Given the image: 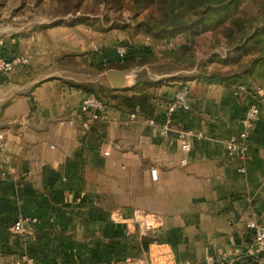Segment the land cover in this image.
Here are the masks:
<instances>
[{"label": "crops", "instance_id": "1", "mask_svg": "<svg viewBox=\"0 0 264 264\" xmlns=\"http://www.w3.org/2000/svg\"><path fill=\"white\" fill-rule=\"evenodd\" d=\"M9 29L0 27L2 53L27 62L0 74V264H206L208 249L216 264H264L246 226L264 223V104L242 159L226 141L255 96L237 84L187 81L191 107L165 135L142 118L86 131L77 71L116 59V49L86 53L93 42L63 26ZM182 85L157 93L170 99ZM183 130L192 132L187 153ZM138 208L163 218L160 234L114 219Z\"/></svg>", "mask_w": 264, "mask_h": 264}, {"label": "trees", "instance_id": "2", "mask_svg": "<svg viewBox=\"0 0 264 264\" xmlns=\"http://www.w3.org/2000/svg\"><path fill=\"white\" fill-rule=\"evenodd\" d=\"M40 0H35L39 2ZM60 13H76L82 8L86 0H55ZM98 5L101 0H95ZM112 8L123 10L125 8L143 12L137 16L142 28L161 35L183 30H190L192 35L199 32L214 31L215 41L211 48L220 45L227 48L226 57L218 53L210 56L209 62L202 64L204 71L197 75H186L173 72L168 78L160 80H139L134 88L115 89L97 83H74L88 93L100 98L114 114V111L136 112L139 118L161 120L163 114L160 109L165 107V102L158 95V88L163 84L183 79L184 84L188 80L204 81L209 83H221L226 85L237 84L246 88V92L254 95L258 101L264 104V0H104ZM199 31V32H198ZM146 51H151L150 47ZM192 47L168 48L166 58L172 59V63L179 66L181 63H197L192 58ZM184 54V55H183ZM186 56V57H185ZM194 57V54H193ZM220 63L216 69H208L209 63ZM145 64L154 67L152 60L137 62L130 59L128 51L125 60L109 68L125 69L132 66ZM107 65V64H105ZM199 65V64H198ZM201 65L197 66L198 68ZM102 67V68H101ZM225 69V70H224ZM239 83V84H238ZM190 87V86H189ZM263 90V94L259 90ZM160 97V99H159ZM177 116V115H176ZM175 116V117H176ZM99 123L92 124L91 129ZM155 231L154 235L161 233ZM147 242L157 241V237L146 239Z\"/></svg>", "mask_w": 264, "mask_h": 264}, {"label": "rangeland", "instance_id": "3", "mask_svg": "<svg viewBox=\"0 0 264 264\" xmlns=\"http://www.w3.org/2000/svg\"><path fill=\"white\" fill-rule=\"evenodd\" d=\"M59 11V5L55 0H40L38 3L35 0H0V27L10 28V32L14 34H23L63 26L68 28L70 34H79L88 42H93L86 53L91 51L101 56L108 50L112 52L116 49V59L108 63H88L89 65H86L82 72L77 71L78 80L88 83L109 85L106 74L108 69H101L100 72L99 68L100 66L108 68L123 62L125 56H121L118 52V48L123 46L127 49L131 60L137 62L152 60L154 63V67L145 64L130 67L134 68L137 81L160 80L178 71L190 76L197 75L204 71L205 67L202 64H205V61L209 62L213 52L226 57L228 50L224 45L211 48L216 37L214 31H198L201 34L192 35L193 32L188 29L161 35V33L142 28L137 16L143 10L135 13L127 8L123 10L112 8L104 0H101L98 5L95 0H86L76 13L62 14ZM147 47H150L151 51H146ZM183 47L194 49L192 58L197 61L196 64L189 62L177 66L172 63V59L166 58L165 53L168 48ZM103 57L100 58L103 59ZM198 64L201 65L199 68ZM219 64L212 62L206 67L214 70L220 66ZM73 75L70 73V76ZM177 81L185 83L183 79Z\"/></svg>", "mask_w": 264, "mask_h": 264}, {"label": "built area", "instance_id": "4", "mask_svg": "<svg viewBox=\"0 0 264 264\" xmlns=\"http://www.w3.org/2000/svg\"><path fill=\"white\" fill-rule=\"evenodd\" d=\"M118 52L121 56H125L127 49L123 46L118 48ZM25 62H27V59L23 57L13 59L5 57L0 49V74L10 72L17 64ZM238 92L245 93L246 88L243 85H240ZM190 93L191 91L189 85H182L176 93L165 102V107L163 109L164 115L161 120L145 119V121L149 125L158 128L160 132L165 135L171 128L175 120V116L179 112L188 111L190 109ZM259 93L263 94V90L260 89ZM261 103L262 102L258 101L255 97V101L250 104L240 119V131L226 141V150L229 156L241 159L246 157L248 152L249 132L254 123L260 118ZM80 112L82 115L83 127L86 131H89L94 123H112L118 126H125L139 118V115L136 112H125V117L123 118L116 117L111 112V109L107 106V104H105L95 94L88 92H86L81 99ZM191 135L192 132L188 130L180 131L178 134L180 148L184 153L189 152L192 148ZM198 136H201V134L198 133ZM114 147L121 148L119 144H116V146L114 145ZM104 153L106 155L110 154L109 151H105ZM182 163L185 164L186 159H183ZM239 171L245 172V168L241 167ZM113 216L114 219L119 221H131L136 224L142 234H147L150 231L154 232L155 230L162 228L164 225L163 218L159 214L147 212L146 210L140 208L134 210L131 220L123 218L119 211L114 212ZM246 226L253 234V242L258 246H264V223H260L256 219L252 218L247 222ZM15 230L20 232V223H17ZM206 262V264L217 263L216 256L209 249ZM27 264L34 263L31 260H28Z\"/></svg>", "mask_w": 264, "mask_h": 264}, {"label": "water", "instance_id": "5", "mask_svg": "<svg viewBox=\"0 0 264 264\" xmlns=\"http://www.w3.org/2000/svg\"><path fill=\"white\" fill-rule=\"evenodd\" d=\"M112 88L121 89L128 86L135 79L134 68L116 69L110 68L106 71Z\"/></svg>", "mask_w": 264, "mask_h": 264}]
</instances>
